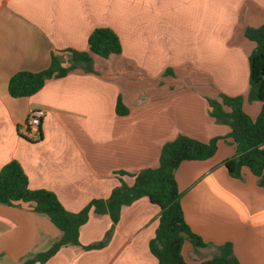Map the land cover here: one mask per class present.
Segmentation results:
<instances>
[{
  "label": "crops",
  "instance_id": "0c3cea01",
  "mask_svg": "<svg viewBox=\"0 0 264 264\" xmlns=\"http://www.w3.org/2000/svg\"><path fill=\"white\" fill-rule=\"evenodd\" d=\"M263 25L264 0H0V171L17 161L30 189L53 192L78 213L108 199L121 180L132 186L130 175L157 168L163 146L179 136L220 138L214 157L175 172L185 220L206 244L194 250L186 241L183 256L198 264L232 243L241 264H264V187L248 169L240 180L229 175L224 163L236 147L223 138L231 128L208 105L242 97L257 119L262 103L248 99L255 43L245 31ZM99 28L117 34L120 54L93 56V72L50 79L31 97L9 95L15 74L44 71L53 55L68 65L65 51H89ZM34 109L45 111L38 141L26 128ZM160 212L146 198L124 207L116 225L91 212L80 246L63 247L46 264H158L149 243ZM60 237L32 205L0 204V264H23Z\"/></svg>",
  "mask_w": 264,
  "mask_h": 264
},
{
  "label": "trees",
  "instance_id": "16d2710c",
  "mask_svg": "<svg viewBox=\"0 0 264 264\" xmlns=\"http://www.w3.org/2000/svg\"><path fill=\"white\" fill-rule=\"evenodd\" d=\"M245 37L255 43L249 57L248 99L250 102L262 103L259 116L253 120L246 114L242 97H222L221 101L208 99V105L211 117L231 128L230 134L223 138L231 140L236 147L235 155L224 163L229 175L242 179L243 170L248 169L258 178V185L264 187V25L246 29ZM88 45L87 52L65 51L70 56L66 66L62 57L53 55L48 69L38 73L15 74L9 81V95L12 98L31 97L50 79L63 78L78 69L93 72V56L109 58L122 52L119 37L110 28L96 29L89 36ZM224 107L229 108L230 112H225ZM116 111L120 116L128 114L120 98ZM219 140L214 138L209 143H203L179 136L163 146L157 168L130 175L134 179L132 186L121 180V185L112 191L108 199L93 200L78 213L67 211L55 193L30 189L28 177L17 161L6 164L0 171V204L28 203L36 213L46 215L61 232V237L47 251L36 254L23 264H46L63 247L80 246V229L88 222L91 212L109 215L116 225L122 209L142 198L148 199L161 211L156 236L149 243L158 264H189L182 253L185 242L189 241L194 250L206 244L192 232L185 220L181 205L182 193L175 172L183 162L206 161L214 157ZM218 249L217 255L198 264H241L234 254L232 243H225Z\"/></svg>",
  "mask_w": 264,
  "mask_h": 264
},
{
  "label": "built area",
  "instance_id": "2783aa9c",
  "mask_svg": "<svg viewBox=\"0 0 264 264\" xmlns=\"http://www.w3.org/2000/svg\"><path fill=\"white\" fill-rule=\"evenodd\" d=\"M45 116V111L42 109L31 110L27 119L26 128L28 136L34 141L39 140L40 127Z\"/></svg>",
  "mask_w": 264,
  "mask_h": 264
},
{
  "label": "rangeland",
  "instance_id": "374dc122",
  "mask_svg": "<svg viewBox=\"0 0 264 264\" xmlns=\"http://www.w3.org/2000/svg\"><path fill=\"white\" fill-rule=\"evenodd\" d=\"M102 58V57H101ZM187 84L185 83V82H179V85H177V87H178V90H181V89H185V86H186ZM191 88V86H189L188 87V89H190ZM192 89H193V86H192ZM235 179V178H234ZM240 180V179H239Z\"/></svg>",
  "mask_w": 264,
  "mask_h": 264
}]
</instances>
